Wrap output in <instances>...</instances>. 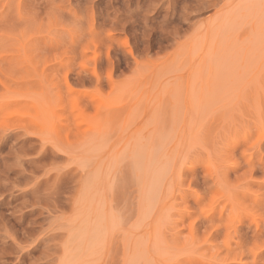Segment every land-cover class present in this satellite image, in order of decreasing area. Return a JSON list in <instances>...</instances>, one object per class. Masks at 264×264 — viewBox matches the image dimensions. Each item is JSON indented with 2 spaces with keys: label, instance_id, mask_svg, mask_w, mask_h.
<instances>
[{
  "label": "rangeland",
  "instance_id": "obj_1",
  "mask_svg": "<svg viewBox=\"0 0 264 264\" xmlns=\"http://www.w3.org/2000/svg\"><path fill=\"white\" fill-rule=\"evenodd\" d=\"M0 264H264V0H0Z\"/></svg>",
  "mask_w": 264,
  "mask_h": 264
}]
</instances>
